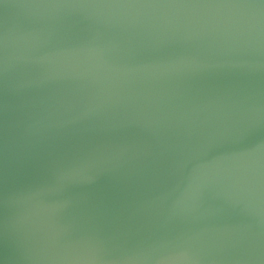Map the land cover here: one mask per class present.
<instances>
[{"label": "water", "instance_id": "obj_1", "mask_svg": "<svg viewBox=\"0 0 264 264\" xmlns=\"http://www.w3.org/2000/svg\"><path fill=\"white\" fill-rule=\"evenodd\" d=\"M0 264H264V0H0Z\"/></svg>", "mask_w": 264, "mask_h": 264}]
</instances>
